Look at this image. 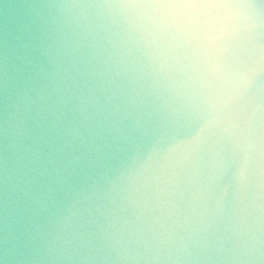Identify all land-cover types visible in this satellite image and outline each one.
<instances>
[{
    "label": "clouds",
    "instance_id": "clouds-1",
    "mask_svg": "<svg viewBox=\"0 0 264 264\" xmlns=\"http://www.w3.org/2000/svg\"><path fill=\"white\" fill-rule=\"evenodd\" d=\"M0 264H264V0H0Z\"/></svg>",
    "mask_w": 264,
    "mask_h": 264
}]
</instances>
